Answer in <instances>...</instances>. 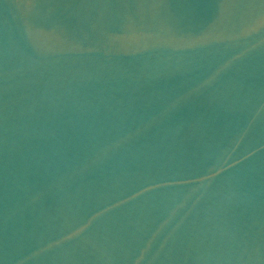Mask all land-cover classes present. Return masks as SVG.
I'll return each instance as SVG.
<instances>
[{"label": "water", "instance_id": "obj_1", "mask_svg": "<svg viewBox=\"0 0 264 264\" xmlns=\"http://www.w3.org/2000/svg\"><path fill=\"white\" fill-rule=\"evenodd\" d=\"M0 264H264V0H0Z\"/></svg>", "mask_w": 264, "mask_h": 264}]
</instances>
